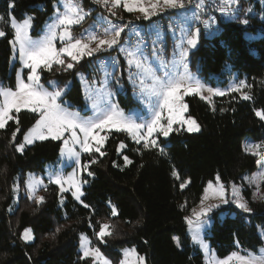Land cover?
Returning a JSON list of instances; mask_svg holds the SVG:
<instances>
[{
	"label": "trees",
	"instance_id": "16d2710c",
	"mask_svg": "<svg viewBox=\"0 0 264 264\" xmlns=\"http://www.w3.org/2000/svg\"><path fill=\"white\" fill-rule=\"evenodd\" d=\"M56 2L14 0L15 7H10L13 0H0V17L4 18L7 33L0 39V81L15 85L16 71L10 72L11 19L21 21L31 15L35 26L42 28ZM78 2L84 10H102L92 1ZM253 10L255 14L245 18L247 25L233 14L230 19L219 21V31L214 35L201 33L199 45L190 55L191 70L206 84L227 88L229 79L234 77L236 85L244 81L248 87L218 96L211 103L195 95L187 97L188 116L197 121L200 131L172 132L159 143L163 153L158 148H143L127 133L113 132L104 157L91 166L93 177L83 200L88 208L74 202L71 196L61 203L55 187L41 191L44 203L22 196L13 208L17 180L23 183L28 173L41 172L45 165L55 162L61 143L36 142L24 152L17 151L23 134L35 123V114L29 112L19 114V124L12 121L0 129V264H93L88 258L82 259L78 251L82 233L89 235L94 247L112 257L114 264H119V251L125 247H134L146 257V264H204L202 253L190 242L186 212L178 199L182 195L190 209L198 204L207 183L217 175L228 187L257 168L258 158L245 151V141L251 138L264 144V120L256 115V111L264 109V5L254 1ZM123 17L133 19L130 13ZM85 25L87 22L74 27L73 34L78 36ZM125 34L126 30L122 38ZM148 38L142 37L144 41ZM115 51L113 48L73 62L74 68L63 74L54 71V65L51 72L42 70L43 77L57 78L59 85L72 82L66 96L82 108L84 99L77 76L88 70L92 60L111 56ZM244 95L250 99L245 100ZM133 104L132 101L129 105ZM20 124L13 142L12 134ZM121 142L126 147L119 150ZM125 155L131 164H125ZM186 181L188 186L182 191L181 185ZM244 195L251 213L229 206L226 210L230 213L224 219L219 218L218 211L213 215L214 223L205 239L219 257L239 249L255 251L263 245L259 229L264 231V200L255 199L247 188ZM113 208L117 215L112 214ZM105 223L110 230L114 225L115 231L103 243L96 233ZM27 228L32 230V243L22 239ZM175 237L180 240L179 247Z\"/></svg>",
	"mask_w": 264,
	"mask_h": 264
},
{
	"label": "snow or ice",
	"instance_id": "6c2138e0",
	"mask_svg": "<svg viewBox=\"0 0 264 264\" xmlns=\"http://www.w3.org/2000/svg\"><path fill=\"white\" fill-rule=\"evenodd\" d=\"M95 4L107 8L111 15L115 16L116 12L112 9L123 5V8L129 12L139 11L143 14L144 19H151L153 16L159 15L161 11L167 9H185L186 5L191 4L192 0H93ZM226 5H236L239 7V0H224ZM10 7H15V3L10 4ZM201 7V5H197ZM63 11L60 8L55 10V19L52 20L47 30L38 38H34L31 34L33 29L34 17L26 16L22 22L11 20V29L13 32L12 39L9 41L12 50V61H18L21 65L20 69L15 73V85L9 86L0 82V129H5L9 121H15L19 124V114L22 110H27L35 114V123L23 135V143L18 144L17 151L23 152L25 145L34 144L36 141H62L63 147L60 149L61 156L69 160H74L80 165L81 151L77 150V146L83 152H95L104 155L101 152V147L107 136H100L99 132L105 129L115 130L116 132L127 133L136 144H142L143 148H158L161 153L164 149L160 147L157 141L158 136L167 138L172 132L179 131L187 125L188 132H199L200 125L191 117L185 118V113L188 110V105L184 103V97L190 95H199L201 99L208 100L211 103L212 96H225L228 93L219 89L209 88L203 84L198 78L188 71L187 60L190 50L196 49L200 37L201 29L199 27L192 28L188 25L187 28L182 25L187 23L186 20H181L177 23L181 36L179 37V61L173 60L174 69L182 65L184 71H165L163 75H158V70L148 61L143 52L137 48L133 50H125L121 45L120 37L125 31V25H117L110 23V29L106 28L103 34L88 33L86 37L75 38L72 35V27L81 24L87 15L82 5L78 0H65ZM228 9H222L227 11ZM250 12L251 9H248ZM106 19V18H103ZM196 19H200L198 16ZM205 29L211 28L209 20H202ZM243 24L249 23L248 19L242 21ZM4 18L0 17V38H4L7 33L4 30ZM175 34V29H173ZM60 41L63 45L57 48L56 42ZM93 45H95L93 47ZM119 47V51L125 52L127 64L129 66L128 79L134 86L139 87V99L145 103V106L150 113V116H141L138 112L135 116L125 113L118 103L113 99V93L109 87L110 83L119 84V80L114 73L118 71L117 61L112 60L113 73H106V79L101 88L96 89V95H86V99L91 101L93 110L92 116H82L79 111L70 110L71 106L63 99L65 88H61L55 81H50L52 90L45 87L41 83V69H46L51 72L53 66L58 69H73L75 63L84 57H92L105 49ZM186 45V46H185ZM155 52L162 65H166V61L160 56L163 49H155ZM176 53H174L175 57ZM70 58L71 62H67ZM136 71H131L132 69ZM27 69V73H25ZM111 77V80L108 79ZM83 79V77H82ZM94 86V82L89 84V88ZM122 87V85H121ZM248 85L244 81L230 89V91L238 92ZM207 92L209 95L205 96ZM245 100L250 99V96L244 95ZM213 110H215L213 106ZM167 112V115H165ZM256 115L264 120V109L256 111ZM174 125L179 128L174 129ZM16 132L12 134V141L16 140ZM95 142V146L93 145ZM119 147L122 149L126 145L121 142ZM264 148V144H250L245 148L246 152L254 156L264 158V152L260 150ZM125 164H131L132 161L128 156H124ZM260 161H258L259 163ZM90 163L95 164L97 160L93 159ZM85 168L87 166H84ZM264 167V166H262ZM80 168L68 175L60 172H53L48 179L49 183H54L60 187V192L71 191L76 200L81 201L84 195L82 185L88 181L80 177ZM92 172H88V176H92ZM174 175H177L174 173ZM248 184L254 186L253 196L264 200V196L260 194L261 185H264V170L258 171L256 174L249 176ZM190 182V181H189ZM44 186L43 180L34 179L29 182L31 198L36 203H44L45 198L37 194L40 186ZM187 184H182L181 188ZM225 185L220 182V177L217 175L216 183L209 181L204 189V195L201 200L200 211L193 209L192 215L185 217L189 231L193 233V240L200 245L205 252H209L208 244L202 238V231L208 225V214L213 208H219L220 203L205 205L206 201L215 199L227 205L229 199L226 196ZM231 201L236 207L245 213H251L252 208L249 203L240 195V189L232 185ZM83 203V201H81ZM88 208V204H83ZM113 215H117L116 209L112 210ZM60 231V229H57ZM115 231V226L105 223L100 225L99 232L96 235L100 240H104L107 236H112ZM22 239L31 241L33 239L31 229H26ZM177 240V247H179ZM81 247L83 249V258L93 257L94 260L100 261L101 264H111V262L103 257L99 248L91 247V241L87 236H81ZM125 256L128 258L135 257V260L126 259L121 264H146V257L138 256L135 249H126ZM209 264H264V248L260 249V254L255 255L248 253L240 255L238 252H232L225 259L210 260Z\"/></svg>",
	"mask_w": 264,
	"mask_h": 264
},
{
	"label": "rangeland",
	"instance_id": "374dc122",
	"mask_svg": "<svg viewBox=\"0 0 264 264\" xmlns=\"http://www.w3.org/2000/svg\"><path fill=\"white\" fill-rule=\"evenodd\" d=\"M89 1L93 2V0H89ZM254 1H259L262 5H264V0H239V7H236V5H231V6L226 5L224 0H192L191 4L186 5L185 9L163 10V11H161V13L159 15L153 16L151 19H147V20L144 19L143 14L140 13L139 11L130 13L133 15V19L124 18L123 15L125 13H129V12H127L123 8V5H121L118 8L112 9V11L116 12L115 16L111 15V12L107 8L99 5L102 8V10L93 11L94 8H90L89 10L83 9L85 12H88L90 14L87 15L85 17V19L81 22V23L87 22V25H85L83 27V29H81V32L79 33L78 36L73 34V28L78 26V25L73 26L71 31H72L73 37L81 38V37H86V34L93 33V32L99 33L102 35L106 28L110 29V23L109 22H111L112 24H117V25H125V30L127 31V34H125V36L122 39V35H123V33H125V31H124L120 37L121 45L125 48V50L135 51L137 48H139L143 52V55L145 57H147L148 61L153 65V67L158 70V72H157L158 75H163V73L165 71L183 72L184 69H183L182 65H179L177 63L176 68L174 69V67H173V60L175 59L178 62L180 59V57L178 55V53H179L178 45L180 44L179 37L181 36V32L179 30V27L177 26V23L181 20H186L187 23L183 24L182 25L183 27L187 28L188 25H191L193 29L195 27H199L201 29V33H205L208 36L214 35L216 32L219 31L218 30L219 29L218 28L219 27L218 26L219 21L230 19L231 15L234 14V15H239V18H238L239 22H242L250 14L251 15L255 14V12L253 10ZM64 3H65V0H57V2L54 5L53 14L49 17V19L42 26V28L41 27L37 28L34 24V21H33V29H32L31 34L33 35L34 38H38L40 35H42L47 30L48 24L52 20L55 19L56 8H60V10L63 11L64 10L63 9ZM198 4L201 5V7L198 8L197 7ZM145 6H148L147 0H145ZM225 8H227L228 10L222 11V9H225ZM248 9H251V11L249 12ZM197 16L200 19H196ZM89 17H90V19H88ZM103 18H106V19H103ZM202 20H209L211 22V28L205 29L204 24L201 22ZM16 21L22 22V20L21 21L16 20ZM132 24H134L136 26V29L133 30L134 32H128V29H129L128 27H129V25H132ZM10 26H11V21H10ZM130 28H131V26H130ZM173 29H175V34H173ZM143 36H144V38H145V36H148L149 38L146 41H144L142 39ZM140 37H141V41L139 40ZM0 39H2V38H0ZM56 46H57V48H60L63 45L58 40L56 42ZM94 46L95 45H93V47ZM119 47H120V45L115 47L117 49L111 56L107 55L103 58L98 57L95 60H92V62L88 64V70L83 71V73L82 72L79 73V75L77 76V80L81 86L82 93H83V99H84V107H82V108L73 105L72 101L69 98H67V96H66V92L71 87L72 82L68 81L64 85H59L57 82L58 81L57 78L45 79L43 77L42 70L45 71L46 69H41L40 70L41 83H43L45 85V87L49 88V90H52V86L49 83L50 81H55L61 88H65V86H67L65 88V93H64L63 99H65L67 101L68 105L74 107V108L71 107L70 110L79 111L82 116H92L93 110L91 108V101L86 99V95H92V96L96 95V89L101 88L103 86V82L106 79V73H113V67H112L111 61L116 60L118 71H116L114 73V75L116 76V78L119 80L120 83L119 84H115V83L109 84L111 91L113 93H115V95L113 97L114 101L116 103H118L119 106L122 109H124L125 113L128 115L135 116L139 112L141 116H145V117L150 116V113H148V110L145 106V103L139 99L138 82H137V85L134 86L133 83L128 79L129 66L127 64V58H126L125 52H121L118 50ZM161 48L163 49V52L160 54V56L167 62L166 65H162L160 63V60H159V58L155 52V49H161ZM110 50L111 49H105V50H102L98 53H95L94 55H97L101 52L110 51ZM194 50L195 49L190 50V54H189V57L187 60L188 71L201 81V79L197 75V73L192 71L190 68V55ZM174 53H176L175 57H174ZM86 57H88V56H84L83 58L85 59ZM122 59H123V61H121ZM67 62H71L70 58H68ZM20 67H21V65L18 61H12V59H11V61H10V72H12L13 70L18 71L20 69ZM63 70L64 69L56 68L54 71H58V73L63 74L66 71V70H64V71ZM24 71H25V73H27L28 70L25 69ZM131 71L135 72L136 70L133 68ZM82 77H83V79H82ZM108 79L111 80V77H108ZM0 82H2V81H0ZM92 82H94V86L92 88H89V84ZM201 82L209 88L219 89L222 91H226L227 93L231 92L230 89L232 87L236 86V81H235L234 77L229 79L227 88L226 87L225 88L224 87H218V86L212 87L203 81H201ZM6 85H8V84H6ZM121 85H122V87H121ZM204 95L208 96L209 94L207 92H205ZM190 96H194V95H190ZM190 96L184 97V103L187 104L186 99H187V97H190ZM195 96L200 97L199 95H195ZM216 97H218V96H212L211 101ZM132 101L134 102V104L130 106L129 104ZM206 101H208V100H206ZM21 112H28V111L22 110ZM165 115H167V112H165ZM184 115H185L186 119L190 117V116H188V110ZM19 121H20V118H19ZM10 122H12V121H9L8 124ZM33 124L29 128H27V130L30 129L33 126ZM20 126H21V124L18 127L19 129H20ZM173 127H174V129L179 128L178 125H174ZM186 128H187V125H184L183 128H179V131H174V132H185V133H189V134L197 133V132H191L190 133L186 130ZM27 130L25 131V133L27 132ZM113 132H116V131L114 129L113 130L105 129V130L99 132L100 136H107V139L104 141V144L101 147V152L104 153L108 139L111 137ZM17 134H18V132H17ZM168 137L165 138L163 136H158L157 137L158 144L162 140L168 139ZM250 139L251 138H247V140L245 141V148L250 144H260V143L253 141V140H250ZM49 140H51V139H49ZM46 141H48V140H46ZM23 142L24 141L22 139L19 142V144L23 143ZM36 142H43V141H36ZM58 142H60L61 147H63V142L62 141H58ZM34 144L25 145L24 150L27 147H30ZM93 145H94V147L97 146V145H95V142H93ZM119 145H118V149L122 150L123 148L121 149L119 147ZM77 150L81 151L80 165L79 166L75 163L74 160H69L66 157L61 156V153L59 152V156H58L57 160L55 162H51V163L45 165L41 172L28 173L26 175L25 181L23 183H20L17 180V183L13 187V208H15L17 206L19 199L22 196H28L30 199H32L31 194H30V190L28 188V184L30 181H32L34 179L43 180L44 185H46V190H48L49 188H52V187L57 188L59 195H60L61 203L66 202L68 199V196H71V198L74 202H76L77 204L83 205L84 202L81 203V201L84 200V195L81 197V201H78L72 195L71 191H65V192L61 193L60 187L58 185L48 182L49 176L53 172H60L64 175H68V174L72 173L73 171H75L79 167L81 169L80 173H79L81 179L88 181L86 184L82 185V191L85 194V188H86V186H88L90 179L93 177V175L88 176V172L89 171L92 172L91 166L93 165L92 163H90V161L93 159L98 161V160L102 159L105 154L101 155L100 153L95 152L94 150L92 153H86V152H83L81 149H79V146H77ZM260 151L264 152V148H262ZM247 153L250 154L249 152H247ZM250 155H252V154H250ZM256 157L258 158L257 159V168L253 173L246 174L238 184L233 182L228 187L225 186V188L227 190L226 196L229 199V203L227 205H225V204H223L220 201L215 200V199H211V200L205 202V205L220 203L219 208H213L212 211L208 214L209 223L203 229L202 234H201L203 240L209 246V252L206 253L205 250L200 247V245H198L197 243L194 242V240L192 238L193 233L189 231V228L187 225L188 237L190 239V242L193 246H195V248H197L202 253L204 264H209L210 260H221V259H225L229 255H231V254H229L226 257H219L217 255L216 251L211 247V244L206 241L205 236H206V233L208 232V230H210L211 227L213 226V223H214L213 215H214V213H216L218 211L217 214H218L219 218L224 219L227 216V214L230 213L228 210H226V208H228L229 206H233L236 209H238L236 207V205L231 202L233 200V196H232V185L233 184H235L240 189V195L246 201H247V198L244 195L245 188L251 190L252 193H254V186L248 184L247 178L249 176L256 174L258 171L264 170V167H262V166H264V158H262L260 156H256ZM258 161H260V162L258 163ZM84 166H87V167L85 168ZM212 182L215 184L216 179ZM186 184L188 186V181H186ZM187 186L182 188V191H184L187 188ZM206 187H207V185H206ZM42 190H45L43 185L39 187L37 194L41 196L40 193ZM260 194L262 196H264L263 185H261ZM203 195H204V192H203ZM203 195L201 196V199L198 202V204L196 206H193L190 209L186 208L185 200L183 199L182 195H179L178 201H179V204H180L181 208L183 209V211L186 212V217L192 215L193 209H195L196 211H200L201 200L203 198ZM255 199H260V198L255 197ZM238 210H240V209H238ZM240 211L243 212L242 210H240ZM243 213H245V212H243ZM246 214H248V213H246ZM27 229H30V228H27ZM31 233H32V230H31ZM82 234L87 236L88 239L90 240V237L87 233H82ZM82 234L79 235L78 251L83 255V249L81 247V236H82ZM259 234L262 237L263 245L260 246L257 250H255V251H242L239 249V250L234 251V252H238L240 255H247L250 252L255 254V255H259L260 249L264 248V231L262 229H259ZM32 236H33V233H32ZM97 238L99 239L98 236H97ZM33 239H34V237H33ZM33 239L31 241H25L24 239L23 240L26 243H32ZM177 240L179 241V245H180L179 238L175 237L176 245H177ZM101 242L104 243L105 238L103 241L101 240ZM91 247H94V246L91 244ZM94 248H97V247H94ZM126 249H135V248L134 247H125V248L120 249L119 256L117 257L119 264H121V262L125 261L126 259H131L132 261L135 260V257L128 258L125 256V250ZM100 252L102 253L103 257L107 258L111 262V264H114V260L112 257L105 255L101 250H100ZM135 252L138 256H141L140 254H138L136 249H135ZM88 259H90L93 264H101L100 261L94 260L93 257H88Z\"/></svg>",
	"mask_w": 264,
	"mask_h": 264
},
{
	"label": "built area",
	"instance_id": "2783aa9c",
	"mask_svg": "<svg viewBox=\"0 0 264 264\" xmlns=\"http://www.w3.org/2000/svg\"><path fill=\"white\" fill-rule=\"evenodd\" d=\"M130 26H131V28H130ZM129 29H130L131 31H133V30H135V29H136V26H135L134 24H132V25H129Z\"/></svg>",
	"mask_w": 264,
	"mask_h": 264
},
{
	"label": "crops",
	"instance_id": "0c3cea01",
	"mask_svg": "<svg viewBox=\"0 0 264 264\" xmlns=\"http://www.w3.org/2000/svg\"><path fill=\"white\" fill-rule=\"evenodd\" d=\"M123 39V38H122ZM140 41H141V37H140V39H139ZM117 49V48H116Z\"/></svg>",
	"mask_w": 264,
	"mask_h": 264
}]
</instances>
